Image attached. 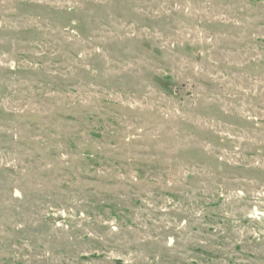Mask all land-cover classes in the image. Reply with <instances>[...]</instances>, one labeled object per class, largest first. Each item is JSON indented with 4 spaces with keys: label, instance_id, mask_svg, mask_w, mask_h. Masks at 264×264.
Masks as SVG:
<instances>
[{
    "label": "rangeland",
    "instance_id": "374dc122",
    "mask_svg": "<svg viewBox=\"0 0 264 264\" xmlns=\"http://www.w3.org/2000/svg\"><path fill=\"white\" fill-rule=\"evenodd\" d=\"M0 264H264V0H0Z\"/></svg>",
    "mask_w": 264,
    "mask_h": 264
}]
</instances>
